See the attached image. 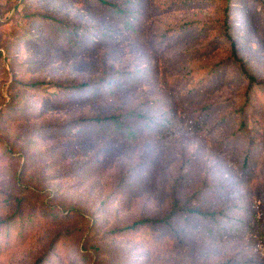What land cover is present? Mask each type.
Wrapping results in <instances>:
<instances>
[{"label":"rangeland","instance_id":"obj_1","mask_svg":"<svg viewBox=\"0 0 264 264\" xmlns=\"http://www.w3.org/2000/svg\"><path fill=\"white\" fill-rule=\"evenodd\" d=\"M14 216L0 264H264V0H0Z\"/></svg>","mask_w":264,"mask_h":264},{"label":"trees","instance_id":"obj_2","mask_svg":"<svg viewBox=\"0 0 264 264\" xmlns=\"http://www.w3.org/2000/svg\"><path fill=\"white\" fill-rule=\"evenodd\" d=\"M227 37H228V39L230 41L232 59L234 61H236L237 63H239L242 73L244 74V76L248 80V89H247V91L248 92L253 91L257 87L256 86L257 85L256 77L253 74H251V72L245 66L243 60L239 57L238 48H237V44H236L235 40L230 35H228ZM43 131L44 130H42V133H41L42 135L44 133ZM250 157H251L250 153H249V155L246 154L245 155L246 161H248ZM186 215H193L195 217L202 218V217H205L207 214L203 213L199 209L191 208V207H188L187 205H184L182 207H175L169 214H167L163 218H159V219H140L137 222H135L132 226L123 229V231L122 230H120V231L126 232V235H129V233L127 231L135 230V232H137V231H140L142 229L150 228V225H153V224L160 225L157 228L162 229L161 226L163 224L169 225V221L171 219H173L174 217L186 216ZM14 218H15V216L12 217V218H6V219H3V220H0V240H4L5 233L9 232L11 229L15 228L16 220H14ZM35 223L36 222H32L30 220L26 221L25 219H23L22 226H24V228H23V230H20V233H22V231H24L25 229H27L31 225H34ZM157 228H155V229H157ZM119 233H121V232H119ZM150 233H151V236L153 237V239L155 241H159L160 240L159 239L160 236H158L159 234L155 233V235H154L151 231H150ZM187 233H188V230H187ZM4 241L7 242L8 244L11 243V241L9 239L4 240ZM0 245H2V244L0 243ZM50 254L49 253H45L44 255H40L34 261L33 264H49V261H50L52 255H53V253L51 255Z\"/></svg>","mask_w":264,"mask_h":264}]
</instances>
